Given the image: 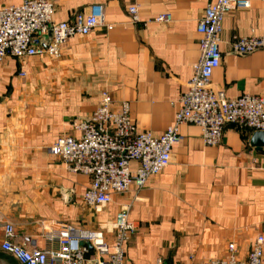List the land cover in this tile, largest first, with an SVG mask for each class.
I'll return each instance as SVG.
<instances>
[{"label": "crops", "instance_id": "crops-1", "mask_svg": "<svg viewBox=\"0 0 264 264\" xmlns=\"http://www.w3.org/2000/svg\"><path fill=\"white\" fill-rule=\"evenodd\" d=\"M21 1L0 0V7ZM212 1L141 0L133 22V0H56L53 21L100 4L112 30L70 38L58 59L0 62V244L6 224L11 241L29 251H55L46 237L61 231L88 248V259L105 260L94 247L111 245L114 215L129 207L136 231L123 264H198L225 258L230 243L246 258L256 235L264 236V148L250 146L252 134L226 125L220 144L210 147L200 128L183 124L170 164L138 192L114 195L99 209L81 202L89 177L48 151L58 138L79 136L71 124L90 117L104 91L113 109L128 104L138 131L158 136L169 128L199 56L197 23ZM160 14L171 22H152ZM247 35H264V0L223 20L222 62L211 87L230 99L264 97V51L231 52V42ZM0 264L18 263L0 249Z\"/></svg>", "mask_w": 264, "mask_h": 264}, {"label": "built area", "instance_id": "built-area-1", "mask_svg": "<svg viewBox=\"0 0 264 264\" xmlns=\"http://www.w3.org/2000/svg\"><path fill=\"white\" fill-rule=\"evenodd\" d=\"M141 0H133L128 14L138 22V6ZM56 0H22L18 5L0 7V62L5 58L23 59L48 56L58 59L64 44L74 36H86L105 27L103 7L93 4L87 12H77L71 21H53ZM250 0H213L204 10L197 23L199 38L197 62L193 74L185 84L173 124L162 134L138 131L129 116V106L122 103L113 109L107 92H102L96 110L86 120L74 121L71 128L77 138H58L48 149L73 173L89 177V186L81 195V202L99 209L111 203L114 195H123L131 190L138 192L150 179L157 177L169 164L172 149L180 139L179 128L183 124L200 128L201 139L206 146H217L222 140L224 127L231 125L238 131L250 134L264 132V97L241 95L227 98L223 90L211 87V78L222 62L219 48L222 23L228 12L234 9H249ZM152 22H171L169 14H160ZM49 32L52 38L47 48L40 45ZM231 52L249 54L264 51V35H247L236 38L230 44ZM135 165L132 168L131 165ZM114 237L111 245L104 243L94 247L97 264H123L125 246L136 231L129 219V207L121 208L113 219ZM14 230L11 224L4 226V240L0 244L3 253L10 255L18 264H90L86 258L87 247L73 236L58 231L47 235L57 249L50 251L27 250L11 241ZM223 259H208L198 264H264V236L256 235L250 243L245 259H239L234 244L227 246ZM156 264H161L158 261Z\"/></svg>", "mask_w": 264, "mask_h": 264}, {"label": "water", "instance_id": "water-1", "mask_svg": "<svg viewBox=\"0 0 264 264\" xmlns=\"http://www.w3.org/2000/svg\"><path fill=\"white\" fill-rule=\"evenodd\" d=\"M52 38V33L49 32L46 36L43 37L41 40L40 45L44 48H47L49 45V42ZM250 146L253 147L255 150L260 151L262 148H264V132H255L252 134L250 139ZM66 198H70V194L65 191ZM90 264H97L96 262L90 263Z\"/></svg>", "mask_w": 264, "mask_h": 264}, {"label": "trees", "instance_id": "trees-1", "mask_svg": "<svg viewBox=\"0 0 264 264\" xmlns=\"http://www.w3.org/2000/svg\"><path fill=\"white\" fill-rule=\"evenodd\" d=\"M87 250H88V248H87ZM89 252H90V251L88 250V252H87V254H86V258H87V256H88Z\"/></svg>", "mask_w": 264, "mask_h": 264}]
</instances>
